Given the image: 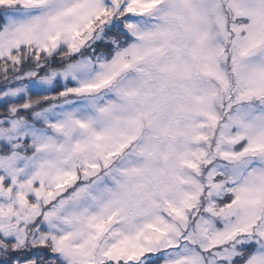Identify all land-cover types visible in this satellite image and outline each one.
<instances>
[{
  "label": "snow or ice",
  "instance_id": "snow-or-ice-1",
  "mask_svg": "<svg viewBox=\"0 0 264 264\" xmlns=\"http://www.w3.org/2000/svg\"><path fill=\"white\" fill-rule=\"evenodd\" d=\"M0 264H264V0H0Z\"/></svg>",
  "mask_w": 264,
  "mask_h": 264
}]
</instances>
